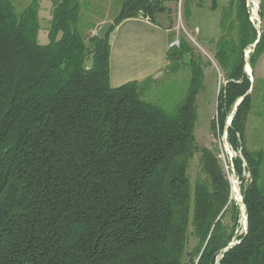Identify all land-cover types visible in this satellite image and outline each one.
<instances>
[{
	"label": "trees",
	"instance_id": "obj_1",
	"mask_svg": "<svg viewBox=\"0 0 264 264\" xmlns=\"http://www.w3.org/2000/svg\"><path fill=\"white\" fill-rule=\"evenodd\" d=\"M165 1L121 0L92 34L85 0H51L41 44L38 1L17 14L0 0V264H264V149L246 142L257 81L244 72L264 34L246 0L221 9L214 58L223 82L211 129L216 138L226 131L236 153L243 210L215 150L196 142L203 69L185 38L166 51L164 72H189L174 112L147 100L158 98L160 78L110 84V32L129 17L154 20Z\"/></svg>",
	"mask_w": 264,
	"mask_h": 264
},
{
	"label": "rangeland",
	"instance_id": "obj_2",
	"mask_svg": "<svg viewBox=\"0 0 264 264\" xmlns=\"http://www.w3.org/2000/svg\"><path fill=\"white\" fill-rule=\"evenodd\" d=\"M11 2L14 11L19 14L26 6H28L32 0H8ZM38 1V24L39 30L37 32L36 39L41 44H46L49 41L48 28L50 21V12L52 8L51 0H37ZM88 3L85 10V19L88 22H92L94 26L90 32L97 34L103 32L112 21L113 17L119 9L121 0H85ZM230 0H168L163 2L164 11L161 15L165 23H172L175 25V29L172 32L174 43H178L179 38H185L192 47L193 55L197 60L201 61L203 69V85L197 95V120L195 127V139L199 146H205L212 148L217 153L224 166L227 177L231 183V195L237 203H241V193L239 180L233 171L232 157L236 153L230 148L226 141V131L216 138L211 129V121L216 118V99L219 87L221 86L223 79L221 70L218 67L214 58V41L220 34L218 21L221 14V9ZM258 1V3H257ZM256 8L254 10L257 19L253 20V8L254 4L251 0H246V6L250 11V17L255 24L259 26L260 34H264V9L262 15H259V3L261 0H256ZM159 14L155 13V19H159ZM158 21V20H157ZM252 22V21H251ZM213 31L212 33H209ZM214 31H217L214 32ZM206 36L204 40L203 35ZM191 35V37L189 36ZM176 45V44H175ZM178 45V44H177ZM254 47H247L244 50V57L249 58V55L253 51ZM247 56V57H246ZM190 56H186L188 60ZM248 64L245 63L244 68ZM249 69L246 70L251 74L249 77L255 82L253 74L256 78L257 88L253 93L254 107L249 116L248 124L246 128V142L250 149H264V38L262 41L261 49L259 50L252 68L248 64ZM189 72L184 65L177 72H169L168 70L163 72L161 76L157 77L159 80L155 82L153 88H155L154 99H147L157 104L161 109L167 113H172L177 108L180 101L185 94ZM187 77L186 80H183ZM233 111V110H232ZM232 112H229L225 127L229 122V116ZM198 172V154L191 159L188 174L193 182ZM246 178L249 177L248 172H244ZM235 187L237 193L235 191ZM240 193V195H239ZM234 196V197H233ZM244 218L241 221V229L244 230Z\"/></svg>",
	"mask_w": 264,
	"mask_h": 264
},
{
	"label": "crops",
	"instance_id": "obj_3",
	"mask_svg": "<svg viewBox=\"0 0 264 264\" xmlns=\"http://www.w3.org/2000/svg\"><path fill=\"white\" fill-rule=\"evenodd\" d=\"M161 13L154 20L141 15L126 18L110 32L111 86L162 75L167 64L166 51L176 40L172 34L176 27L165 23ZM207 35H203L204 40Z\"/></svg>",
	"mask_w": 264,
	"mask_h": 264
},
{
	"label": "water",
	"instance_id": "obj_4",
	"mask_svg": "<svg viewBox=\"0 0 264 264\" xmlns=\"http://www.w3.org/2000/svg\"><path fill=\"white\" fill-rule=\"evenodd\" d=\"M250 20L252 21V23L254 24V26H255V28L258 30V38L260 37V29H259V26L258 25H256L255 23H254V21L252 20V18L250 17ZM258 38H257V40L255 41V43H253V44H251L249 47H254L255 45H256V43L258 42ZM244 72H246L248 75H250L251 74V71L249 72L248 70H246V66H245V68H244ZM250 81L252 82L253 81V79H252V77H250ZM251 91V89H249V91L248 92H250ZM241 99H242V97L237 101V103H236V105L241 101ZM235 109L236 108H234L233 109V112H232V114L229 116V122H228V124L226 125V127L230 124V122H231V119H232V117H233V114H234V112H235ZM240 202H242V196H241V200H240ZM243 205V204H242ZM242 209L244 210V205L242 206ZM246 216H244V228H245V230H246ZM236 242H232L230 245H229V247L230 246H232V245H234Z\"/></svg>",
	"mask_w": 264,
	"mask_h": 264
},
{
	"label": "bare ground",
	"instance_id": "obj_5",
	"mask_svg": "<svg viewBox=\"0 0 264 264\" xmlns=\"http://www.w3.org/2000/svg\"><path fill=\"white\" fill-rule=\"evenodd\" d=\"M252 2H253V4H254V8H253V13H252V16L253 15H255V12H254V10H255V8H256V0H251ZM257 3H258V1H257ZM256 19H257V17L256 16H253V20H255L256 21ZM256 23V22H255ZM255 48V47H254ZM247 57V56H246ZM246 67L249 69V66H248V64H246ZM232 114V113H231ZM235 191H236V193H237V190H236V187H235ZM239 195H240V193H239ZM234 197V196H233ZM239 198H240V196L238 197V198H236V200H239ZM241 205H242V203H240ZM243 206V205H242ZM244 224V223H243Z\"/></svg>",
	"mask_w": 264,
	"mask_h": 264
},
{
	"label": "built area",
	"instance_id": "obj_6",
	"mask_svg": "<svg viewBox=\"0 0 264 264\" xmlns=\"http://www.w3.org/2000/svg\"><path fill=\"white\" fill-rule=\"evenodd\" d=\"M254 23H255V22H254ZM189 36L191 37V35H189ZM191 38H192V37H191ZM192 40H193V38H192ZM173 44H176V45H177L178 43H174V42H173L171 45H173Z\"/></svg>",
	"mask_w": 264,
	"mask_h": 264
}]
</instances>
